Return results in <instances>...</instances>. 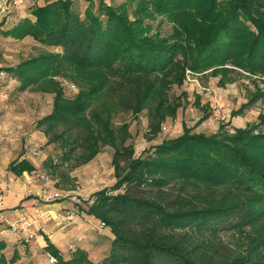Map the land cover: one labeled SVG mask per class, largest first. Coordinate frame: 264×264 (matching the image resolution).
Returning a JSON list of instances; mask_svg holds the SVG:
<instances>
[{
    "label": "trees",
    "instance_id": "trees-1",
    "mask_svg": "<svg viewBox=\"0 0 264 264\" xmlns=\"http://www.w3.org/2000/svg\"><path fill=\"white\" fill-rule=\"evenodd\" d=\"M26 9L28 16L0 20V34L31 40L36 53L0 73L14 75L20 91L54 93L38 126L74 143L62 163L79 146L80 164L113 150L114 184L79 205L110 230L107 252L93 260L88 248L58 247L45 235L49 264H264V110L244 127L222 123L213 133L184 124L140 154L130 124L114 120L147 111L157 137L182 106L170 91L188 70L209 71L221 86L233 73L260 79L233 116L264 100V0H38ZM60 78L77 93L67 97ZM205 112L200 121L210 106ZM50 166H58L52 158ZM9 170L19 176L36 166L15 159Z\"/></svg>",
    "mask_w": 264,
    "mask_h": 264
},
{
    "label": "rangeland",
    "instance_id": "rangeland-1",
    "mask_svg": "<svg viewBox=\"0 0 264 264\" xmlns=\"http://www.w3.org/2000/svg\"><path fill=\"white\" fill-rule=\"evenodd\" d=\"M30 9L22 16H28ZM9 21H13L10 17ZM157 27L159 20L151 21ZM160 29L163 34L171 32L168 22H162ZM33 42L29 39L16 40L0 34V67L16 65L22 60L34 55ZM187 80L181 87L171 89V96L181 98L182 106L175 118L168 117L158 136L152 137V124L147 111L134 116L128 111H121L114 117L117 122H128L132 133V142L136 153L140 154L155 143L165 138L180 135L183 125L194 127L198 132L213 133L222 123L230 129L244 127L257 119L264 110V100L260 99L250 104L242 114L233 116L232 111L239 109L252 99V94L260 82L258 77H248L244 73H233L235 80L226 86L219 84V78L209 71L194 73L188 70ZM67 97H72L78 91V86L66 79H59ZM19 81L8 72L0 73V129L3 133H14L10 140L15 145H23V155L31 156L35 161L38 173L50 176L49 185L62 194L72 193L80 199V204L68 198L72 203L76 222L69 224L72 232H82V246L90 250L93 260H100L107 252L111 235L110 230L103 227L97 219L90 218L81 210L87 201L92 200L93 194L110 187L115 182L114 168L112 166V148L104 146L101 152L90 162L80 164V155L84 148L79 146L71 156V160L61 162V156L67 152L74 143L71 141L64 145L62 139L55 138L53 133H45V126H38V120L49 114L52 110L54 93L42 90L40 85H31L26 90H18ZM200 103V104H198ZM210 106L208 119L200 121L205 107ZM76 133H73L75 136ZM35 149V153L32 150ZM54 159L57 167L50 166V159ZM58 200V201H60ZM57 202V201H55ZM54 203V202H53ZM89 218V220H88ZM92 219V218H91ZM68 222V221H67ZM9 228V227H8ZM75 235V234H74Z\"/></svg>",
    "mask_w": 264,
    "mask_h": 264
},
{
    "label": "crops",
    "instance_id": "crops-1",
    "mask_svg": "<svg viewBox=\"0 0 264 264\" xmlns=\"http://www.w3.org/2000/svg\"><path fill=\"white\" fill-rule=\"evenodd\" d=\"M6 1L0 0V6ZM47 1L49 0H39V3L44 4ZM29 3L30 1H27L22 7L13 10L10 16L13 21L17 19L18 14L26 13ZM0 62L2 61L0 60ZM4 72L6 71H2V73ZM12 136L14 133H3L0 129V172L5 179L14 178L13 181H8V188L4 192L3 199L0 200V264H49V254L44 250L45 235L58 247L72 249L84 247L81 239L83 235L80 231L72 232L68 227L70 223L76 222V219L67 222L61 221L59 218L60 215L72 208L70 199L46 203L38 197L39 190L45 185V182L37 181L29 187L23 184V178L37 173L38 169L31 156L22 154L23 145H15L10 140ZM23 158L31 161L36 166V170L25 171L19 176L13 174L9 170L10 163L15 159ZM38 211L43 212L44 216L34 223L32 228L35 231V236L32 239L27 238V232L24 230L8 228L11 223L21 217L34 219ZM88 217L90 218V216ZM91 218L90 220L95 219Z\"/></svg>",
    "mask_w": 264,
    "mask_h": 264
},
{
    "label": "built area",
    "instance_id": "built-area-1",
    "mask_svg": "<svg viewBox=\"0 0 264 264\" xmlns=\"http://www.w3.org/2000/svg\"><path fill=\"white\" fill-rule=\"evenodd\" d=\"M27 1L35 2L38 0H7L4 4L0 6V20L8 17L14 8L22 7ZM33 153H35V149L32 150ZM13 177H8L5 179L1 172H0V200L3 199V195L5 190L8 188V181H13ZM50 176L46 173H34L33 175L26 176L23 178V184L27 187L32 185L33 183L37 181L45 182V185H43L38 193V197L46 202V203H53L55 201H58L63 198H68L74 202H80V199L76 197L75 194L72 193H66L62 194L60 191L55 189L54 187H51L48 183L50 181ZM44 216V213L41 211H38L36 214V217L34 219H30L28 217H21L19 220H17L14 223H11L9 228L12 230H24L27 232V238L32 239L35 236V231L33 230L34 223L42 218ZM61 221H72L75 216L73 211H66L62 215L59 216ZM50 261L55 262L56 258L54 256H50Z\"/></svg>",
    "mask_w": 264,
    "mask_h": 264
}]
</instances>
